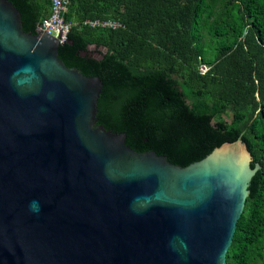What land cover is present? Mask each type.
<instances>
[{"label": "water", "instance_id": "95a60500", "mask_svg": "<svg viewBox=\"0 0 264 264\" xmlns=\"http://www.w3.org/2000/svg\"><path fill=\"white\" fill-rule=\"evenodd\" d=\"M61 45L0 0V264H226L260 170L243 142L184 165L129 147Z\"/></svg>", "mask_w": 264, "mask_h": 264}, {"label": "trees", "instance_id": "16d2710c", "mask_svg": "<svg viewBox=\"0 0 264 264\" xmlns=\"http://www.w3.org/2000/svg\"><path fill=\"white\" fill-rule=\"evenodd\" d=\"M8 1L25 33L50 14V0ZM64 21L59 59L101 80L97 123L129 147L184 165L243 142L260 170L226 264H264V0H72Z\"/></svg>", "mask_w": 264, "mask_h": 264}, {"label": "built area", "instance_id": "2783aa9c", "mask_svg": "<svg viewBox=\"0 0 264 264\" xmlns=\"http://www.w3.org/2000/svg\"><path fill=\"white\" fill-rule=\"evenodd\" d=\"M71 1L72 0H50L49 16L37 24L35 29L46 35L52 36L61 44L65 43L71 27L76 25V23L64 21V15L68 12ZM84 24H88L91 27H118V24L112 21H86Z\"/></svg>", "mask_w": 264, "mask_h": 264}, {"label": "rangeland", "instance_id": "374dc122", "mask_svg": "<svg viewBox=\"0 0 264 264\" xmlns=\"http://www.w3.org/2000/svg\"><path fill=\"white\" fill-rule=\"evenodd\" d=\"M89 50H90V53L92 54L93 57H95V58L100 57V55L93 48H90ZM200 66H201L203 71L207 70V68L204 65L201 64Z\"/></svg>", "mask_w": 264, "mask_h": 264}]
</instances>
